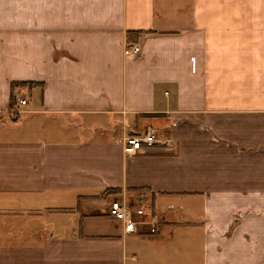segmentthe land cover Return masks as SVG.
Instances as JSON below:
<instances>
[{
    "label": "crops",
    "instance_id": "crops-1",
    "mask_svg": "<svg viewBox=\"0 0 264 264\" xmlns=\"http://www.w3.org/2000/svg\"><path fill=\"white\" fill-rule=\"evenodd\" d=\"M0 264H264V0H0Z\"/></svg>",
    "mask_w": 264,
    "mask_h": 264
},
{
    "label": "built area",
    "instance_id": "built-area-1",
    "mask_svg": "<svg viewBox=\"0 0 264 264\" xmlns=\"http://www.w3.org/2000/svg\"><path fill=\"white\" fill-rule=\"evenodd\" d=\"M141 48L138 43H133L125 46L124 53L126 56H133L140 52ZM27 105L25 98H18V104L13 113L18 114L24 111ZM125 152L128 154H135L144 146H150L159 142L155 129L149 127L143 134H128L124 137ZM143 209L138 208L134 204L122 202L118 199L111 201L108 207L109 216L124 222L127 232H134L137 229V220L139 215L143 214ZM155 218V217H154ZM152 227H156V221H149Z\"/></svg>",
    "mask_w": 264,
    "mask_h": 264
},
{
    "label": "rangeland",
    "instance_id": "rangeland-1",
    "mask_svg": "<svg viewBox=\"0 0 264 264\" xmlns=\"http://www.w3.org/2000/svg\"><path fill=\"white\" fill-rule=\"evenodd\" d=\"M12 1H17V5H18V3H20V0H12ZM18 114H20V113H18ZM17 114V115H18ZM15 117H18V116H15ZM146 118H150V117H146ZM149 127H151V128H153V129H155V131H156V133H157V136H158V139H159V142L158 143H161V144H163V145H165V146H167L168 148H170V149H172V148H174L176 145H178L177 144V141L174 139V137L172 136V134L170 133V132H167V130H159L160 128L159 127H157V125H155L154 123H153V121H151L150 123H146V127H145V129H144V132L149 128ZM133 134V133H132ZM128 134H126V136H127ZM157 143V144H158ZM100 197V196H99ZM102 198V197H101ZM114 200V199H113ZM112 200V201H113ZM137 206V205H136ZM138 208H141V209H143V211L145 210L141 205H139V206H137ZM144 215H146V211H144L143 212V214H141V215H139L138 216V218L137 219H141L142 218V216H144ZM149 216V215H148ZM150 217V219H151V221L153 220H155L156 221V227L155 228H158L159 226L158 225H160V221H161V219L158 217V218H152V216H149Z\"/></svg>",
    "mask_w": 264,
    "mask_h": 264
},
{
    "label": "trees",
    "instance_id": "trees-1",
    "mask_svg": "<svg viewBox=\"0 0 264 264\" xmlns=\"http://www.w3.org/2000/svg\"><path fill=\"white\" fill-rule=\"evenodd\" d=\"M18 85H19L18 83H14V84H12V87L15 88ZM15 104H16V99H15L14 94H12V96H11V107H14ZM13 116H17V114L14 113ZM18 117H19V114H18ZM119 191L120 190L117 188H110V189L104 191V197H108L109 195H112V194H117V193H119Z\"/></svg>",
    "mask_w": 264,
    "mask_h": 264
},
{
    "label": "water",
    "instance_id": "water-1",
    "mask_svg": "<svg viewBox=\"0 0 264 264\" xmlns=\"http://www.w3.org/2000/svg\"><path fill=\"white\" fill-rule=\"evenodd\" d=\"M14 118H17V117H14ZM140 200H141V198H140Z\"/></svg>",
    "mask_w": 264,
    "mask_h": 264
}]
</instances>
